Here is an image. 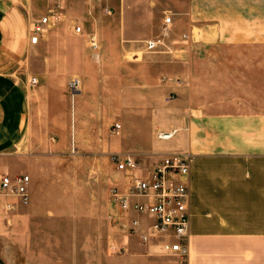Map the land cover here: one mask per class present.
Returning a JSON list of instances; mask_svg holds the SVG:
<instances>
[{"label": "crops", "instance_id": "crops-1", "mask_svg": "<svg viewBox=\"0 0 264 264\" xmlns=\"http://www.w3.org/2000/svg\"><path fill=\"white\" fill-rule=\"evenodd\" d=\"M52 9L60 23L30 45L33 20ZM166 16L168 34L161 39ZM72 24L82 28V36ZM194 29L201 42L190 39ZM91 33L98 37L96 53L88 48ZM156 38L163 45L142 62L125 61L142 49L141 41ZM214 42L264 43V0H0V173L7 162L28 154V140L41 123L38 104H45L47 118L54 116L53 101H66L65 76L86 74L87 51L98 63L94 70L110 77L105 113L119 115L108 152L139 153L145 170L167 153L194 156L187 263L166 256L169 240L146 227L140 231L148 242L133 236L138 242L128 240L130 254L119 263L264 264V114L208 113L177 97L183 87L178 66ZM31 76L36 86L29 85ZM83 112L77 105L71 120L65 105L57 115L64 124H76ZM174 129L169 140L157 139V133ZM7 203L14 202L0 197V218L10 211Z\"/></svg>", "mask_w": 264, "mask_h": 264}, {"label": "rangeland", "instance_id": "rangeland-1", "mask_svg": "<svg viewBox=\"0 0 264 264\" xmlns=\"http://www.w3.org/2000/svg\"><path fill=\"white\" fill-rule=\"evenodd\" d=\"M164 24L161 39L168 34L169 24ZM189 37L195 42L202 40L196 29ZM145 41H141L142 49L133 53L138 57L128 54L126 62L144 60L149 54L143 52ZM83 55L88 59L82 61L86 74L65 76L66 101H53L54 116L47 118L45 104H38L41 123L34 138L28 140V154L7 162L1 172L10 177L26 174L31 182L28 205L1 214L0 264H120L118 259L130 254L129 250L122 256L108 253L111 239H121L113 237L117 235L115 210L108 202L110 188L124 181L111 161L113 155L121 153L107 150L118 134L113 125L119 122V115L105 113L109 110L110 77L94 70L98 63L91 54L84 51ZM35 67H41V60L35 61ZM178 68L183 71V87L177 95L181 100L208 113L264 114V43L214 42ZM72 77L80 80L74 100L67 87ZM65 105L71 120L76 106L82 107L78 123L70 120L64 124L63 116L57 115ZM164 108L170 110L167 105ZM11 199L18 204L16 198ZM131 239L138 242L135 237Z\"/></svg>", "mask_w": 264, "mask_h": 264}, {"label": "built area", "instance_id": "built-area-1", "mask_svg": "<svg viewBox=\"0 0 264 264\" xmlns=\"http://www.w3.org/2000/svg\"><path fill=\"white\" fill-rule=\"evenodd\" d=\"M60 20V15L54 9L34 19L29 29L28 43L38 44L41 36L56 27ZM170 20V17H166L164 22L169 24ZM72 31L77 36L83 35L79 25L72 24ZM87 43L92 53L100 50L96 34H89ZM162 45L161 39L147 40L144 42L143 52H154ZM132 56L134 59L138 57L136 54ZM37 83L35 77L29 78L30 86ZM67 87L71 99L74 100L80 87V80L72 77ZM119 128V124L113 125V131ZM176 132L174 129L159 132L156 136L159 140H169ZM193 160L194 156L191 153H167L150 170H145L139 153L112 156L114 169L123 176L124 181L120 186H112L108 192L109 205L115 210L114 233L117 235L113 237L121 238L119 241L111 239L108 253L112 256L126 254L128 239L133 236H138L141 244L147 243L149 235L140 231L141 227H146L152 233L167 238L169 254L180 263H187L190 237L188 177ZM29 184L30 178L26 174L10 177L8 174L0 173V197L16 198L18 205L26 206L30 198ZM5 207L14 210L17 205L7 203Z\"/></svg>", "mask_w": 264, "mask_h": 264}]
</instances>
